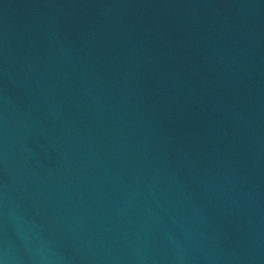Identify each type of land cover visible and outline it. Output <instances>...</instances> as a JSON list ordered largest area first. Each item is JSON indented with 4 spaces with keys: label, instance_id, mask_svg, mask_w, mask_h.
<instances>
[{
    "label": "water",
    "instance_id": "1",
    "mask_svg": "<svg viewBox=\"0 0 264 264\" xmlns=\"http://www.w3.org/2000/svg\"><path fill=\"white\" fill-rule=\"evenodd\" d=\"M0 264H264V0H0Z\"/></svg>",
    "mask_w": 264,
    "mask_h": 264
}]
</instances>
